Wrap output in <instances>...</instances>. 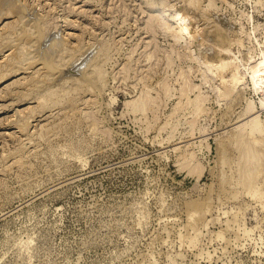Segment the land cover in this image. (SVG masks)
<instances>
[{"label": "rangeland", "instance_id": "rangeland-1", "mask_svg": "<svg viewBox=\"0 0 264 264\" xmlns=\"http://www.w3.org/2000/svg\"><path fill=\"white\" fill-rule=\"evenodd\" d=\"M1 1L0 264H264V0Z\"/></svg>", "mask_w": 264, "mask_h": 264}, {"label": "bare ground", "instance_id": "bare-ground-1", "mask_svg": "<svg viewBox=\"0 0 264 264\" xmlns=\"http://www.w3.org/2000/svg\"><path fill=\"white\" fill-rule=\"evenodd\" d=\"M1 1V0H0ZM7 1V0H6ZM13 1V0H12ZM2 2V1H1ZM2 3H4V2H2ZM7 3V2H6ZM3 5V4H2ZM1 4H0V7L2 6ZM5 5V4H4ZM13 5V4H12ZM9 6H10V3H9ZM14 7V6H13ZM15 8V7H14ZM1 11V10H0ZM260 61H262V60H259L258 62H260ZM257 63V62H256ZM261 64V63H260ZM220 66V65H219ZM226 66V65H225ZM222 67V66H221ZM257 67H259L260 69L262 68L263 69V72H262V74L260 75L257 71L259 70V68H257ZM251 69H252V78H253V80H255V78L257 79V78H259V80L260 79H262V78H264V62L262 63V67H260L259 66V63L258 64H253L252 65V67H251ZM260 72V71H259ZM261 73V72H260ZM241 76V75H240ZM240 76L238 75V74H233V77H232V79L233 80H231V81H234V82H236L237 83V81L239 80V78H240ZM240 80H241V78H240ZM257 81V80H256ZM264 81V80H263ZM238 83H240V81L238 82ZM237 83V84H238ZM258 83V82H257ZM235 84V83H234ZM233 84V85H234ZM236 85V84H235ZM262 86V85H261ZM264 86V85H263ZM262 86V87H263ZM259 88V87H258ZM262 91H264V90H262Z\"/></svg>", "mask_w": 264, "mask_h": 264}, {"label": "water", "instance_id": "water-1", "mask_svg": "<svg viewBox=\"0 0 264 264\" xmlns=\"http://www.w3.org/2000/svg\"><path fill=\"white\" fill-rule=\"evenodd\" d=\"M232 92H233V88L229 86L228 90L225 92L226 96L231 95Z\"/></svg>", "mask_w": 264, "mask_h": 264}]
</instances>
